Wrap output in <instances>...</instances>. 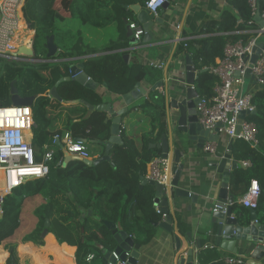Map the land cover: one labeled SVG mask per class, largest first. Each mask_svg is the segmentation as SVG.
I'll use <instances>...</instances> for the list:
<instances>
[{
	"label": "trees",
	"instance_id": "1",
	"mask_svg": "<svg viewBox=\"0 0 264 264\" xmlns=\"http://www.w3.org/2000/svg\"><path fill=\"white\" fill-rule=\"evenodd\" d=\"M137 1L145 6L147 0H69L63 8L58 6L59 0H25L23 18L27 23L35 25L33 58L45 61L32 65L25 62L24 57L27 56L24 54L15 59L0 57V105H6L5 102L9 101L10 83L16 80L15 86L21 96L37 94L31 107L34 132L38 128L35 134L48 146L52 145L53 136H61L64 131H69L74 138L87 140L91 157L95 158L97 152L91 145L102 148L98 155L101 156L104 146L92 142L104 144L109 138L110 123L106 121L105 112L94 110L87 118H83L86 112L84 105H63L79 99L93 105L100 104L102 98L96 89L86 88L75 81H63L57 87L63 102L54 99L49 102L44 92L49 89L52 80L55 82L67 76L70 66L78 61L94 82L105 84L109 91L116 94L129 92L146 73V69L138 61L126 63L123 58L126 52L123 48L128 45L123 22V17L127 15L124 5ZM236 7L243 18L242 28H254L256 22L250 15L247 0ZM107 8L111 13L105 11ZM104 13L110 14L107 15L110 18L108 23L102 21ZM114 22L117 24V35L113 41L99 48L88 40L85 32L88 24L103 28ZM231 23L232 20L226 17L223 28L228 29ZM212 24L209 22L205 25V32L213 29ZM51 35L59 49L53 57L56 61L46 60V39ZM249 36L250 33L243 34L242 40H247ZM225 40L222 36L212 40L194 39L187 43L186 49L179 47L178 51L193 50V67L201 70L213 65L216 58L223 56ZM194 42L199 45L197 48ZM215 82L216 77L206 69L199 71L194 86L200 96L210 97ZM33 91L35 93L30 94ZM252 102L256 113L249 114L246 118L257 128V144L252 147L242 139H234L232 142V157L250 163L246 169L236 168L232 173L231 187L239 194L246 191L252 179L258 181L264 192V85L258 86L254 91ZM138 104L145 111L159 110L158 115L164 114L163 99L142 97ZM37 114L39 118H36ZM143 120H148L143 114L137 111L131 114L130 119L121 127L123 143L114 144L110 149L111 161L93 165L87 158L71 157L65 162L64 151L54 144L56 150L48 175L26 181L4 199L0 216V245L3 248L18 245L8 251L0 248V264H66L65 258L70 247L57 244L51 234L47 235L49 239L53 238L50 245H46L41 237L46 218L50 220L48 233H52L58 242L77 246L76 264H102L100 258L103 248L99 249L97 244L101 243L109 249L114 242L105 221L119 223L136 244L147 245L153 241L156 235L155 223L160 222L161 214L153 206L154 187L145 184L140 188L139 184L140 178L147 172L148 163L159 152L156 148L149 147L153 140L150 135H135L138 124L140 125L136 130L146 127ZM47 125L51 126L47 128ZM163 127L161 121L160 131ZM59 159L62 162L56 165ZM263 201L264 198L255 209L262 218ZM234 207L237 208L238 205L234 204ZM77 218L84 223V234ZM177 228L182 234L187 226L178 220ZM82 237L86 240L83 243L80 242ZM193 245L200 263L229 264L218 253L211 257L205 255L207 248L214 247L203 231H199ZM90 253L94 254V258L86 261V256ZM48 255H52L53 259H49Z\"/></svg>",
	"mask_w": 264,
	"mask_h": 264
},
{
	"label": "crops",
	"instance_id": "2",
	"mask_svg": "<svg viewBox=\"0 0 264 264\" xmlns=\"http://www.w3.org/2000/svg\"><path fill=\"white\" fill-rule=\"evenodd\" d=\"M166 1L168 2L167 5L162 7L156 16H153V20L155 21V24L153 25L152 29L155 33H153L147 41H143V36H142L141 40L138 43L134 41L132 35H130V37H128L127 35V28H126L127 24L125 22V19H128L129 21H136L135 19L136 17L135 14L125 6H129L135 3L140 4V2L137 1L131 4L124 5L127 15L123 17V22L125 25V36L128 42V45H126V47L123 48V50L126 51L124 54H128L127 61L125 62L132 63L133 60H136L140 64H142V66L146 69V73L143 76V78L139 80V83L147 91L145 96L151 97L152 99H154L153 95H157L158 97L164 99L165 97L164 92L167 85L169 89L176 85H179V83L177 82V77L178 76L183 77L185 75L184 67L186 66V60H187L186 55L189 56L191 60V64L193 66V62L191 59L193 50L188 51L187 49L183 51H178L179 47L186 49L187 46H184V42L188 43L191 40L201 39V38H207L209 40L210 39L212 40L213 38L219 36L225 37L227 41L229 40L231 41L232 39L239 40V39H243L242 35L246 33H250V35L252 36L254 30L258 27V25L256 24L254 28L249 30H244V28H242L243 18L241 17V14L239 13L236 5H240L243 0H166ZM105 11H109V9L107 8L105 9ZM109 13L111 12L109 11ZM103 15H104V19L102 20L103 23H108L110 18L107 17V15L110 14L104 13ZM226 17H229L232 20V23L228 29L223 28L224 20ZM156 20H159V22H156ZM209 22H212L213 24L211 25V27L213 26L214 27L211 31L205 32V25ZM25 23L27 22L25 21ZM85 32L87 34L88 40L93 42L94 46L100 48L116 38L117 24L114 22L107 26H104L103 28H101V26L92 27L90 24H88L86 26ZM262 36L264 35H261L258 38L259 43L260 42L264 43V39H262ZM194 46L197 48L199 45L197 44V42H194ZM219 59L220 58H216L215 63ZM79 62L80 61L76 63ZM154 64H161V67H155ZM202 69H204V67ZM201 70L195 69L196 74L194 80L197 74L199 73V71ZM158 81H163L164 85L152 91L151 88ZM246 82L247 85H244V89L248 91H255L257 89L258 86H256V84H254L252 80L247 78ZM96 92L102 98L101 103L104 104L111 103L114 110L121 109L125 106L124 102L121 99V95L109 91L106 85L104 86V84H98L96 88ZM32 93H35V91L31 92L30 94ZM172 96H173V92L170 90L168 98H171ZM139 100H137L132 105L131 108L133 109V112L137 111V113L143 114L148 120L142 121L146 123V127L143 126L142 128L136 130L140 124L137 125L135 129L136 131L135 135L142 133L150 135V137H152L153 140L151 141L149 147L156 148L159 152L158 155H161V151L157 148L156 144L160 143L161 134L166 133L165 106L163 111L164 114L158 115L159 110L157 112H153L150 110L145 111L143 109H140L138 104ZM123 120L126 121V119L123 117L121 126L125 125V123H123ZM161 121H163V125H164L162 131H160ZM54 123H59V122H54ZM35 136L36 134L34 135V143H36V146L39 149L40 144L43 140L41 138L37 139V137ZM218 136L219 139L216 142V150L214 155L210 154L209 152H205L203 148L195 149V150L193 148L191 149L192 152L194 151V157L191 158L192 160L191 170L190 173H188L187 176H185L187 180L183 181L181 185L185 186L186 190H188L191 194H194L196 199L192 200L190 196L180 197L172 194V197L170 198L171 202L167 203V210L169 214L172 215V222H171L172 231L167 232L162 228L156 226V235L153 241L147 245H141V249H140L141 258L139 264H175V258L178 255L179 251H183L187 243L189 242L193 243L196 240V238H198L199 231H203L205 233V236L209 239V242H211L212 245L214 244L213 236L210 233V230L212 228V224H210V213L214 207L215 202H217L221 181L219 175L216 173L215 170L216 168L212 165L211 161L214 158H220L225 153L229 145L228 138H226L223 135H218ZM207 142L208 141H206L205 144ZM91 146H93L92 149L97 150V152H95L94 157H98V155L102 152V148L94 145ZM231 150H232V144H231ZM235 160L237 161L236 168L246 169L250 165V164L244 165L243 161L237 159ZM148 168H149V163L147 165L146 174L140 178V184H139L140 188L145 184H147V183L142 184L141 182L143 177L145 178L148 177ZM236 168L229 171L230 177H229V185H228V194L234 195V203L232 205V211H233V215L235 216L240 215L243 219H248L250 213L247 207L242 206L240 203V198L242 194H239L236 190H234L231 187V176ZM234 204L238 205V207L235 208ZM154 208L155 211L156 208L159 209L158 206ZM257 215L260 218H262L259 212H257ZM160 216L162 220V215ZM178 220L183 221L186 224L187 229L185 233L181 234L178 232L179 231L177 228ZM76 221L79 224V228L81 232L84 234L85 229L82 225L84 223L79 218H77ZM188 232L191 234V240H189L187 237ZM48 234H51L54 237L57 244L66 245L67 247H70L72 249V257L70 255V250H69L65 258V261L66 264H76L75 252L77 246L70 245L66 242H58L52 233H48ZM85 241L86 240H84V238L82 237L80 242L83 243ZM111 245L112 246L109 249H113V247L116 245L115 240ZM97 247L100 249V248H105L106 246L99 243L97 244ZM0 248L6 249L3 248L1 245ZM11 249H14V247ZM205 252H206L205 255H207V257H211L214 253H218L220 254L221 257L225 259L229 256H240L242 258L246 256L244 252L241 250H238L235 254H233L226 250L219 251L216 250V248H212V247L207 248ZM48 258L53 259V256L48 255Z\"/></svg>",
	"mask_w": 264,
	"mask_h": 264
},
{
	"label": "water",
	"instance_id": "3",
	"mask_svg": "<svg viewBox=\"0 0 264 264\" xmlns=\"http://www.w3.org/2000/svg\"><path fill=\"white\" fill-rule=\"evenodd\" d=\"M167 1L162 7L167 5ZM135 14L136 21L142 25L144 29L143 41H147L149 37L155 33L152 29L155 21L148 11L139 3L125 6ZM254 21L260 26L259 11L254 15ZM128 19H125L127 24V35H132V30L128 26ZM159 22V20H156ZM157 26V25H156ZM135 41V40H134ZM136 42V41H135ZM264 43H257L252 49V54L249 58L248 68L246 69L245 77L252 80L255 84L256 81L253 75L250 74L251 67L256 61L260 52V47ZM131 48V47H130ZM129 48V49H130ZM47 59L53 61V57L57 54V45L54 42V36L51 35L46 39ZM28 58L25 62L34 65L37 62L45 61L34 59V51L31 45L30 52L26 53ZM124 60L127 61L128 54H124ZM186 66L184 67L185 75L178 76L176 85L169 89L168 85L165 88L164 99L153 95L155 100L163 99L166 114V133H162L160 143L156 144L157 148L161 151V156L168 159L167 180L165 184L159 183L148 177L142 178V184H149L154 187L153 206L159 207V212L164 213L166 216L160 222H156L155 226L162 228L167 232L172 231V215L167 210V203L171 202L172 194L180 197L190 196L192 200L196 199L194 194L186 190L185 186L181 183L186 181L188 173L191 170V158L194 157V151L191 149H202L206 141L217 142L219 136L218 129H207L198 121V113L196 104L200 101V96L194 86L195 68L191 64L189 56L186 55ZM202 69L201 71H205ZM238 75V72L236 73ZM63 81H75L86 88L95 90L98 83L94 82L83 71V64L81 62L70 66L69 74L67 76L57 79L51 88L47 91V96L51 99L63 102L62 97L57 92V87ZM16 80L10 83V101L14 106H30L36 98V94L29 96H21L15 86ZM164 85L163 81H158L151 90L154 91L158 87ZM105 86V84H104ZM170 90L173 96L168 98ZM146 90L136 82L134 87L127 93L121 95V99L125 106L121 109L114 110L111 103H100L97 105L90 104L89 102L79 99L72 100L68 104H82L86 107V112L83 118H87L92 111L101 110L106 113V121L110 122V135L107 141L103 142L93 141L94 144L104 146V152L101 156L90 158L88 162L96 165L102 161H111L110 149L114 144H122L121 137V123H126L133 113L132 105L141 97H146ZM256 111L240 112V120L245 118L247 114H255ZM78 120V119H77ZM87 144L86 139H81ZM233 139L229 140V145L225 153L220 158H214L211 162L216 168V173L220 178V188L218 192V199L210 213V230L214 239L212 245L216 250H226L235 254L241 250L246 255L244 258L247 264H264V219L257 215L255 209L247 208L250 216L248 219H243L240 215H233L232 205L234 203V195L228 194V185L230 170L237 167V161L232 157L231 144ZM57 145L62 149L63 146L60 142ZM65 162L71 157L64 151ZM105 226L111 231L112 237L116 242L113 249L103 248L101 251L102 264H139L141 258V245L136 244L134 239L123 231L119 223L109 221L104 222ZM50 220L45 219L44 229L41 237L44 239L48 234V227ZM187 237L191 240V234L188 232ZM237 243V244H236ZM175 264H200L196 257V248L193 243H187L183 251H179L175 258Z\"/></svg>",
	"mask_w": 264,
	"mask_h": 264
},
{
	"label": "built area",
	"instance_id": "4",
	"mask_svg": "<svg viewBox=\"0 0 264 264\" xmlns=\"http://www.w3.org/2000/svg\"><path fill=\"white\" fill-rule=\"evenodd\" d=\"M166 0H147L145 9L152 16H156ZM25 0H0V57L15 59L17 56L9 50V43L17 34L19 18H23L22 8ZM250 15L259 11L261 25L247 40L227 41L223 48V56L208 68L209 72L216 77L213 85V94L210 97L200 96L196 104L198 121L203 127L214 130L217 134L230 139H242L250 146L257 144V128L247 118L240 120V112H251L255 110L252 102L254 91L244 89L247 81L245 77L252 49L257 45L258 38L264 35V0H247ZM252 22L251 20H249ZM132 37L138 43L144 35L142 25L137 21H129ZM23 34H20L22 37ZM33 38L30 39V47ZM184 46L187 43L184 42ZM260 52L250 74L253 75L256 86L264 85V44L259 48ZM161 67V64H154ZM238 72V75L236 74ZM249 115V114H247ZM246 115V116H247ZM31 106L0 105V216L6 195L28 180L44 178L49 173V165L53 160L55 145L60 142L70 157L93 158L87 144L79 138H74L69 131H64L61 136L52 138V145L48 146L45 141L40 144L37 153L33 144L32 136ZM203 150L214 155L216 142L208 141ZM59 159L56 165L61 164ZM244 165L250 164L243 161ZM168 159L157 155L149 162L148 178L165 184L167 180ZM264 192L258 181L252 179L241 195L242 206L252 209L259 207ZM262 214L264 215V201L262 203ZM158 214L159 209L156 208ZM162 220L165 214L162 213ZM94 258L90 253L86 261ZM229 264H247L246 259L240 256H229L225 259Z\"/></svg>",
	"mask_w": 264,
	"mask_h": 264
},
{
	"label": "bare ground",
	"instance_id": "5",
	"mask_svg": "<svg viewBox=\"0 0 264 264\" xmlns=\"http://www.w3.org/2000/svg\"><path fill=\"white\" fill-rule=\"evenodd\" d=\"M25 25H26L25 21L23 20L22 17H20L19 18V25H18L17 34L13 38V40L9 43V46H8L9 50L12 53H15V54L24 53V54H26V53L30 52V48H31L30 47V37H25L23 39L20 37V34H23L26 31H28V28H26ZM18 93H19V91H18ZM34 100H33V102H34ZM33 102H32V104H33ZM32 104L30 105L31 107H32ZM31 116H32V113H31ZM34 126H35V122L32 119V128L33 129L35 128ZM33 133H32V136L34 138L35 133H34V135H33ZM37 149L38 148H36V151H37ZM39 151H40V149H39ZM39 151H37V153H39ZM82 241H83V239H82ZM70 255L72 256V249L71 248H70ZM11 264H13V263H11Z\"/></svg>",
	"mask_w": 264,
	"mask_h": 264
},
{
	"label": "rangeland",
	"instance_id": "6",
	"mask_svg": "<svg viewBox=\"0 0 264 264\" xmlns=\"http://www.w3.org/2000/svg\"><path fill=\"white\" fill-rule=\"evenodd\" d=\"M67 3H69V0H59V2H58V6H60V8H63ZM23 20L24 21H26L24 18H23ZM77 22V21H76ZM26 28H28V31H26L25 33H24V35H22V39L23 38H25V37H30V39L31 38H33V35H34V31H35V25H33V26H31V28H30V26H29V24H27L26 23ZM30 31V32H29ZM262 39H264V36H262ZM21 52V51H20ZM18 54H24V53H18ZM18 54H16V55H18ZM25 56H27V55H25ZM24 58H28V57H24ZM25 60V59H24ZM53 61H56V59H54ZM29 66H31V65H29ZM53 82H54V80H52V84H53ZM52 84H51V86H52ZM245 85H247V82L245 83ZM51 86L49 87V89L51 88ZM246 87V86H245ZM48 89V90H49ZM48 90H46L45 92H44V94L47 96V91ZM246 90V89H245ZM48 98H49V102L50 101H52L53 99H51V97H49L48 96ZM47 103V102H46ZM5 104L6 105H12L11 104V101H10V98H9V101L8 102H5ZM63 105H65V106H67V105H70V104H63ZM32 116H33V113H32ZM36 118H39V115L37 114V116H36ZM49 126H51V125H47V128L49 127ZM37 129L38 128H36L35 129V132H37ZM33 132H34V129H33ZM34 132V133H35ZM35 137H37V139L38 138H40V136L39 135H36ZM39 142V141H38ZM33 144H34V146L37 148V146H36V143H34V141H33ZM91 147H93V146H91ZM40 149V148H39ZM39 149H37V151H39ZM29 190V189H28ZM44 243L47 245H50V244H52L53 243V238L51 237L50 239H49V237L47 236V237H45V240H44ZM18 245V244H17ZM16 245V246H17ZM13 247H15L14 245H11V246H8L5 250H11V248H13ZM72 257V256H71ZM0 260H1V253H0ZM1 262V261H0Z\"/></svg>",
	"mask_w": 264,
	"mask_h": 264
}]
</instances>
